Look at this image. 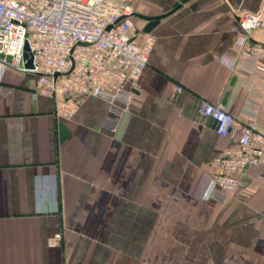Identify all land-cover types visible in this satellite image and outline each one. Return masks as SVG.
Wrapping results in <instances>:
<instances>
[{
	"label": "crops",
	"instance_id": "crops-1",
	"mask_svg": "<svg viewBox=\"0 0 264 264\" xmlns=\"http://www.w3.org/2000/svg\"><path fill=\"white\" fill-rule=\"evenodd\" d=\"M138 42L154 45L138 109L115 132L108 103L82 101L71 120L37 93V76L0 70V264H264L263 168L244 189L207 199L212 162L239 144L199 112L222 103L264 130V89L251 65L223 62L243 15L264 0H133ZM157 25L145 32L149 21ZM264 44V35L253 32ZM182 88L181 93L175 87Z\"/></svg>",
	"mask_w": 264,
	"mask_h": 264
},
{
	"label": "built area",
	"instance_id": "built-area-1",
	"mask_svg": "<svg viewBox=\"0 0 264 264\" xmlns=\"http://www.w3.org/2000/svg\"><path fill=\"white\" fill-rule=\"evenodd\" d=\"M132 1L0 0V70L36 75L37 93L55 102L59 118L71 120L87 98L105 100V126L115 132L121 119L138 109L136 92L154 45L148 33L138 42ZM239 25L241 34L223 62L232 70L249 62V79L264 89V44L253 38L255 31L264 35V19L243 15ZM26 53L33 68L26 67ZM8 93L0 85V96ZM199 112L215 121L219 136L239 134L238 146L212 162L207 199L225 201L240 189L251 196L242 181L254 167L263 168L264 177V130L255 120L242 124L220 102L203 100Z\"/></svg>",
	"mask_w": 264,
	"mask_h": 264
},
{
	"label": "water",
	"instance_id": "water-1",
	"mask_svg": "<svg viewBox=\"0 0 264 264\" xmlns=\"http://www.w3.org/2000/svg\"><path fill=\"white\" fill-rule=\"evenodd\" d=\"M134 15L136 16V14H134ZM144 19L149 21V24L145 28V32H150L158 23L157 19H147V18H144ZM28 57H29V55L26 53L25 54V59L28 60ZM32 63H33L32 59H29L28 62H27L26 67L27 68H33V64Z\"/></svg>",
	"mask_w": 264,
	"mask_h": 264
}]
</instances>
